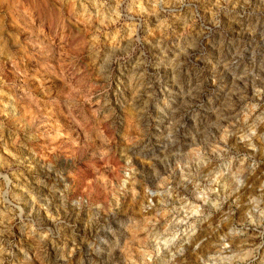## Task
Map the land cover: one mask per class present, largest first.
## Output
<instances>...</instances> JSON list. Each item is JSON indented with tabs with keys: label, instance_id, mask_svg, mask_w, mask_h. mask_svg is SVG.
<instances>
[{
	"label": "rangeland",
	"instance_id": "rangeland-1",
	"mask_svg": "<svg viewBox=\"0 0 264 264\" xmlns=\"http://www.w3.org/2000/svg\"><path fill=\"white\" fill-rule=\"evenodd\" d=\"M0 264H264V0H0Z\"/></svg>",
	"mask_w": 264,
	"mask_h": 264
}]
</instances>
